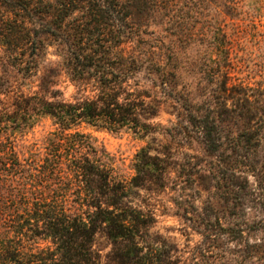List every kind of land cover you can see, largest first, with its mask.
I'll return each instance as SVG.
<instances>
[{
	"label": "trees",
	"instance_id": "16d2710c",
	"mask_svg": "<svg viewBox=\"0 0 264 264\" xmlns=\"http://www.w3.org/2000/svg\"><path fill=\"white\" fill-rule=\"evenodd\" d=\"M140 3L156 0H0L7 65L24 80L40 75L37 92H19L0 107V264H106L94 248L101 231L112 245L109 264H197L152 232L155 214L133 201L134 190L179 194L197 188L198 178L215 188L225 170L229 223L220 216L199 222L213 248L208 264H264V91L229 77L218 82L229 91V107L193 102L179 89L166 50L140 39L132 21ZM51 47L57 68L42 72ZM61 75L74 89L68 97L57 88ZM167 100L179 108L178 122L165 128L152 120ZM225 113L229 162L212 158L225 144ZM43 117L55 130L42 146L19 152L18 135ZM83 124L140 137L160 133L170 142L142 148L135 174L120 178L110 154L77 131ZM194 145L212 159L194 161L199 156L184 152Z\"/></svg>",
	"mask_w": 264,
	"mask_h": 264
},
{
	"label": "rangeland",
	"instance_id": "374dc122",
	"mask_svg": "<svg viewBox=\"0 0 264 264\" xmlns=\"http://www.w3.org/2000/svg\"><path fill=\"white\" fill-rule=\"evenodd\" d=\"M140 4L133 9L132 17L140 39L166 50L167 62L170 56L169 64H177L179 89L190 94L193 102L203 105L211 101L213 108L227 103L229 107V91L224 93L218 88V82L225 79L229 82V77L253 90L264 91V0H156L152 6ZM58 62L55 48H49L42 72L56 69ZM39 76L24 80L7 65L0 49V107L11 106L19 92H37ZM56 80L57 88L70 96L74 89L69 81L63 75ZM178 108L174 100H167L152 122L171 127L178 122ZM222 118L226 119L225 144L222 153L212 158L229 162V114ZM54 130L50 118H39L32 129L18 135L17 150L25 152V146L34 143L42 146ZM77 131L88 135L96 147L110 154L115 175L120 178L135 174L133 165L142 148H158L159 144L170 142L168 136L160 133L140 137L132 132L112 133L85 124L77 127ZM184 152L199 156L194 161L212 159L198 145L193 150L186 147ZM222 164L229 167V163ZM218 176L215 188H203L198 178L197 188H183L179 194L175 188L134 190L133 201L155 214L152 232L176 246L184 259L197 264H208L213 251L207 248L209 243L201 235L199 222L220 216L225 224L229 223V171ZM94 248L103 262L109 264L112 245L104 232L96 235Z\"/></svg>",
	"mask_w": 264,
	"mask_h": 264
}]
</instances>
